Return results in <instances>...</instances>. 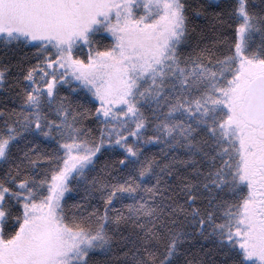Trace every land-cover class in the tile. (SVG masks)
I'll return each mask as SVG.
<instances>
[{"label": "snow or ice", "instance_id": "6c2138e0", "mask_svg": "<svg viewBox=\"0 0 264 264\" xmlns=\"http://www.w3.org/2000/svg\"><path fill=\"white\" fill-rule=\"evenodd\" d=\"M0 53V264H264V0H0Z\"/></svg>", "mask_w": 264, "mask_h": 264}, {"label": "trees", "instance_id": "16d2710c", "mask_svg": "<svg viewBox=\"0 0 264 264\" xmlns=\"http://www.w3.org/2000/svg\"><path fill=\"white\" fill-rule=\"evenodd\" d=\"M213 2V1H212ZM221 2V0L219 1V2H217V3H220ZM216 3V2H215ZM197 23H201V21H197ZM13 55H16L17 56V58H18V56H19V54H13V53H8V56H13ZM3 56H4V54L3 53H0V58H3ZM153 151H155V149H153ZM209 247H210V245H208Z\"/></svg>", "mask_w": 264, "mask_h": 264}, {"label": "rangeland", "instance_id": "374dc122", "mask_svg": "<svg viewBox=\"0 0 264 264\" xmlns=\"http://www.w3.org/2000/svg\"><path fill=\"white\" fill-rule=\"evenodd\" d=\"M212 1L217 3V2H219L220 0H212Z\"/></svg>", "mask_w": 264, "mask_h": 264}]
</instances>
